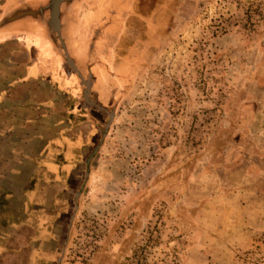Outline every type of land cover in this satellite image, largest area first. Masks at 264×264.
Here are the masks:
<instances>
[{"label":"rangeland","instance_id":"1","mask_svg":"<svg viewBox=\"0 0 264 264\" xmlns=\"http://www.w3.org/2000/svg\"><path fill=\"white\" fill-rule=\"evenodd\" d=\"M137 5L155 28L140 25L141 60L112 101L62 264H264V0ZM26 62L0 46V95ZM38 89L49 119L55 98Z\"/></svg>","mask_w":264,"mask_h":264},{"label":"flooded vegetation","instance_id":"2","mask_svg":"<svg viewBox=\"0 0 264 264\" xmlns=\"http://www.w3.org/2000/svg\"><path fill=\"white\" fill-rule=\"evenodd\" d=\"M138 2L106 0L99 17L86 20L98 0H63L58 12L60 34L51 27L53 0H42L38 8L18 9L11 16L47 15L57 51L45 55H55L63 70L56 82L46 84L55 98L49 119H45L44 105L35 125L23 128L18 145L13 142L12 129L0 128V143L7 146L10 157L15 154L23 159L20 172L11 165L0 174V191L10 199L5 212L0 205V243L6 239L17 254L8 264H62L65 260L77 228L83 188L92 175L91 162L103 147L116 115L112 101L141 60L133 47L142 38L140 25L145 23ZM147 22L148 35L155 28V16ZM11 42L24 43L21 39ZM114 42L119 55L108 52ZM124 49L130 50L127 56ZM23 75L24 69L17 82L12 81L0 95V109L1 104H8L13 86L21 87ZM68 80L75 83L68 84ZM0 114L5 119L4 108ZM8 122L11 124L9 117L7 126Z\"/></svg>","mask_w":264,"mask_h":264},{"label":"crops","instance_id":"3","mask_svg":"<svg viewBox=\"0 0 264 264\" xmlns=\"http://www.w3.org/2000/svg\"><path fill=\"white\" fill-rule=\"evenodd\" d=\"M41 1L42 0H15V4L9 6L10 0H5L1 11L2 14L0 15V19L3 17L5 20L9 18L8 21H4L0 26V46L7 42L19 41L21 39L24 43L21 42L23 44H18L23 47L27 56V62L22 68L24 69V79L20 85L22 89L25 88L29 90V92H27L28 95L26 93L25 96H23L24 94L20 92L19 97L16 92L15 95L12 94L14 100L4 107L5 121L3 125L4 127H8V129H12L15 133L13 142L16 145H18L21 140V136L19 135H22L23 128L29 125L27 123L29 121L28 118L31 117L33 121L37 122V118H39L44 111V105H46L45 98L43 93H39V84L46 85L47 83L56 82L58 79H55V77H59L63 70V65H60L55 60V55L51 57L50 55H45V53L48 54V51L54 52L53 54L57 51L56 42L54 41L48 25L47 15L31 14L17 19L11 17L18 9L27 7H32L33 9L38 8L41 5L39 3ZM43 60L44 62H41ZM7 117L10 118L11 123L9 124L8 122V126ZM35 122L32 123V125H35ZM0 127H2V122H0ZM6 147V145L0 143V174L10 170L11 165L14 166L13 168L16 172H20L23 162V159L20 157L21 155L14 154V156L10 157ZM13 148L15 147L12 146V149ZM0 194L2 195V198H0L3 200V204L0 203V205H2V210L5 212V208H7L6 201L10 200L9 194L2 191H0ZM1 216L4 217V214H1ZM1 222L0 220V224ZM2 247H4V249ZM13 250V246L6 239L2 245L0 243V262L5 261L4 264H8L9 262L7 263V261H11L17 257V254H14Z\"/></svg>","mask_w":264,"mask_h":264},{"label":"water","instance_id":"4","mask_svg":"<svg viewBox=\"0 0 264 264\" xmlns=\"http://www.w3.org/2000/svg\"><path fill=\"white\" fill-rule=\"evenodd\" d=\"M63 0H53V3H52V23H51V27H52V30L56 31L58 34H60V24H59V18H58V15H59V5L60 3L62 2ZM9 18H6V20L3 18L0 19V26L3 24V22L5 21H8Z\"/></svg>","mask_w":264,"mask_h":264}]
</instances>
